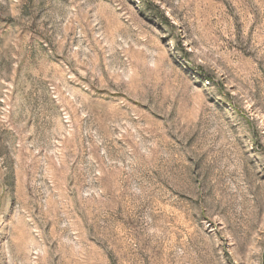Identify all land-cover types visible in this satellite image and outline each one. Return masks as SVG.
<instances>
[{
	"label": "rangeland",
	"instance_id": "374dc122",
	"mask_svg": "<svg viewBox=\"0 0 264 264\" xmlns=\"http://www.w3.org/2000/svg\"><path fill=\"white\" fill-rule=\"evenodd\" d=\"M0 264H264V0H0Z\"/></svg>",
	"mask_w": 264,
	"mask_h": 264
}]
</instances>
